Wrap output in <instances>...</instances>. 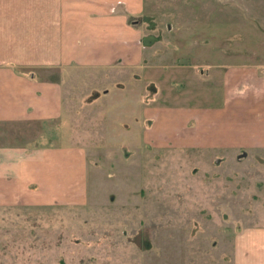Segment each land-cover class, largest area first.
<instances>
[{"label": "crops", "instance_id": "0c3cea01", "mask_svg": "<svg viewBox=\"0 0 264 264\" xmlns=\"http://www.w3.org/2000/svg\"><path fill=\"white\" fill-rule=\"evenodd\" d=\"M142 10L143 0H0V206L85 201L86 146L64 142L60 129L66 117L84 120L75 109L82 103L107 124L121 120L126 135L123 112L132 113L155 146L200 149L217 162L264 152V49L165 62L168 53L144 49ZM194 86L201 104L192 102L200 101ZM214 167L264 185V165ZM249 217L235 228L234 264H264V210Z\"/></svg>", "mask_w": 264, "mask_h": 264}, {"label": "rangeland", "instance_id": "374dc122", "mask_svg": "<svg viewBox=\"0 0 264 264\" xmlns=\"http://www.w3.org/2000/svg\"><path fill=\"white\" fill-rule=\"evenodd\" d=\"M139 21L145 51L168 53L165 62L264 49V0H143ZM201 90H189L200 99L193 103L201 104ZM84 105L75 107L84 120L66 117L60 129L64 142L86 146L85 201L0 206V264H234L235 228L264 210V196L251 193L264 194V185L208 166L264 165V152L217 162L200 149L155 146L132 113L123 112L126 135L121 120L107 124L98 107Z\"/></svg>", "mask_w": 264, "mask_h": 264}]
</instances>
